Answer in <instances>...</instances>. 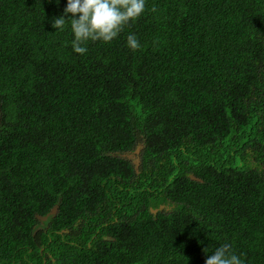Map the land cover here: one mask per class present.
I'll use <instances>...</instances> for the list:
<instances>
[{
  "label": "trees",
  "instance_id": "16d2710c",
  "mask_svg": "<svg viewBox=\"0 0 264 264\" xmlns=\"http://www.w3.org/2000/svg\"><path fill=\"white\" fill-rule=\"evenodd\" d=\"M66 3L0 0V251L38 252L57 204L71 231L52 236L83 246L54 256L75 263L205 264L229 243L264 264V0H147L86 54L52 26ZM134 188L113 229L72 235Z\"/></svg>",
  "mask_w": 264,
  "mask_h": 264
},
{
  "label": "clouds",
  "instance_id": "9594fccd",
  "mask_svg": "<svg viewBox=\"0 0 264 264\" xmlns=\"http://www.w3.org/2000/svg\"><path fill=\"white\" fill-rule=\"evenodd\" d=\"M59 2L60 0H56L57 4ZM146 2L147 0H67L66 7L63 9L64 14L53 18L52 26L63 31L66 21L70 20L71 31L74 34V39L71 41L72 49L75 53L86 54L88 51L86 44L89 40L111 42L119 35L125 25L138 19L144 13ZM76 14H79L78 18ZM126 43L132 50L141 47L139 39L134 33L127 36ZM136 150L126 154L132 158L134 163L136 158L139 157L141 163L140 151L137 152ZM135 166L139 170L136 163ZM125 202L128 201L125 200ZM125 202L124 208L128 205ZM137 202L138 196L135 205H137ZM162 205L164 204L156 208V211L153 209V211L157 212L159 209H163L165 205ZM131 206H133L132 202ZM55 208L59 209V206ZM205 264H246V262L241 254H237L232 249L231 244L224 243L207 255Z\"/></svg>",
  "mask_w": 264,
  "mask_h": 264
},
{
  "label": "flooded vegetation",
  "instance_id": "af4514ba",
  "mask_svg": "<svg viewBox=\"0 0 264 264\" xmlns=\"http://www.w3.org/2000/svg\"><path fill=\"white\" fill-rule=\"evenodd\" d=\"M115 184H119L115 182ZM116 196H113L109 201H108V212L105 215V217L102 219V224L99 221L98 227L92 228V229H87L84 228L82 230H76L75 233L72 235L75 237V234L78 232H86V231H95V234L92 238V240L100 235H102L105 231H108L110 229L114 228V225L116 222L119 221L120 215H123L122 211L124 209V202L131 194V202L133 205L136 204V199H137V189L134 188L131 191L130 190H119L116 192ZM125 197V198H123ZM56 205L55 207H57ZM105 206V204H103ZM53 207L51 211H49L46 214H37V222L35 225V230H34V235L38 233V252L32 253L33 248L29 249V254L24 253L25 246L22 248L21 246L17 245L18 247L16 249L11 248V246H5L2 251H0V264H79L78 262H74L73 257H64L63 258H58L54 256V252L57 253L58 247L66 240V237L63 235L61 237H54L52 234L57 233H66L69 230L68 228H61L58 229V225L55 223L51 225L49 222L52 218V216H56L58 213L57 212H52ZM75 227V226H74ZM109 239L113 238V236H107ZM75 239V238H74ZM80 239V238H77ZM76 244H79L78 241H76ZM75 242H72L75 243ZM90 243V242H89ZM80 246H83L79 244Z\"/></svg>",
  "mask_w": 264,
  "mask_h": 264
},
{
  "label": "water",
  "instance_id": "95a60500",
  "mask_svg": "<svg viewBox=\"0 0 264 264\" xmlns=\"http://www.w3.org/2000/svg\"><path fill=\"white\" fill-rule=\"evenodd\" d=\"M136 151L139 152V151H140V148L138 147ZM135 163L139 166V163H140V158H139V157L136 158ZM137 168H138V167H137ZM191 177H192L193 179H194V178L198 179V177H196L195 175H191ZM199 179H201V178H199ZM162 206H164V205H162ZM57 210H58L57 208H54L53 212H57ZM156 210H157V209H154V211H156Z\"/></svg>",
  "mask_w": 264,
  "mask_h": 264
},
{
  "label": "rangeland",
  "instance_id": "374dc122",
  "mask_svg": "<svg viewBox=\"0 0 264 264\" xmlns=\"http://www.w3.org/2000/svg\"><path fill=\"white\" fill-rule=\"evenodd\" d=\"M65 237H66V240L64 242H62V244L63 243H67L69 245H76V242H75L74 238L69 237V236H65ZM72 242H75V243L72 244Z\"/></svg>",
  "mask_w": 264,
  "mask_h": 264
}]
</instances>
